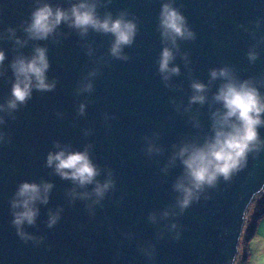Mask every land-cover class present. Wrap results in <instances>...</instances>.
I'll return each mask as SVG.
<instances>
[{
    "label": "water",
    "instance_id": "95a60500",
    "mask_svg": "<svg viewBox=\"0 0 264 264\" xmlns=\"http://www.w3.org/2000/svg\"><path fill=\"white\" fill-rule=\"evenodd\" d=\"M41 2L67 8L75 0ZM165 2L182 13L195 34L194 40L177 41L173 63L180 75L171 78L170 87L158 71L162 48L171 47L158 27ZM36 5L37 0H0V50L6 55L0 104L10 96V60L17 52L30 55L34 45L47 48V77L56 81L52 91L34 90L14 118L0 113L5 118L0 124V264H234L246 212L264 189V148L248 154L230 180L206 187L182 214L173 184L183 167L179 160L168 162L173 145L200 144L212 135L210 114L221 107L211 104L217 80L207 93L209 102L189 108L193 79L207 84L210 69L228 66L240 79L253 78L264 94V0H100L101 16L123 11L137 24L132 46L123 49L127 60L109 55L110 34L90 31L81 38L63 24L54 37L15 48L6 29L23 39L22 24ZM252 48L258 53L254 63L247 59ZM93 70V90L78 94ZM259 135L264 140V127ZM54 142L72 151L90 145V159L101 170L97 179L103 182L111 173L114 187L99 204L89 209L91 200L69 202L72 183L45 166L47 154L57 150ZM149 144L161 151L149 154ZM24 181L54 185L48 204L38 205L36 225L25 228L42 237L39 242L21 241L11 224L10 200ZM57 208L60 219L48 228V212ZM149 214H155V222Z\"/></svg>",
    "mask_w": 264,
    "mask_h": 264
},
{
    "label": "clouds",
    "instance_id": "9594fccd",
    "mask_svg": "<svg viewBox=\"0 0 264 264\" xmlns=\"http://www.w3.org/2000/svg\"><path fill=\"white\" fill-rule=\"evenodd\" d=\"M99 3L100 0H75L69 7L64 8L37 0L29 20L22 24L24 38L17 37L15 29L8 28L7 39L13 42L15 48H23L29 41H46L54 37L63 24L76 31L81 38L86 37L90 31L110 34L113 40L109 55L115 59L127 60L128 56L124 54L123 49L132 46L137 24L133 19H128V13L123 11L115 17L107 11L101 16L98 12ZM158 27L162 41L171 45L162 48L158 60L161 79L165 87H170L171 78L180 75V68L173 63L176 54L179 53L177 41L194 40L195 34L189 28L186 18L171 2L161 5ZM257 58L258 53L255 49H249L248 61L254 63ZM5 59V52L0 50V69L3 68ZM182 59L187 64L186 53L182 55ZM49 66L46 47L34 45L30 55L17 52L8 64V69L12 73L10 96L0 104V113L12 117L20 106L31 99L34 90L52 91L56 81L55 79L49 81L47 77ZM0 75H3L2 71ZM96 75L95 70L88 73V77L78 88V94L93 90L91 77ZM217 80L221 83L211 96V104H219L221 107L210 114L212 135L206 136L200 144L173 145L175 150L168 162L172 165L179 160L183 167V174L173 184V190L178 193L176 207L179 214L194 201H198L206 187H214L220 178L230 180L235 172L245 166L248 154L258 153L264 148V140L259 135V129L264 127V94H261L253 78L240 79L228 66L212 68L209 70L207 84L196 79L190 82L192 94L188 97V107L208 103L207 93L212 83ZM84 110L85 105L80 104L78 114L83 115ZM187 110L188 108L185 109ZM4 115H0V124L5 123ZM2 139L3 133H0V140ZM53 146L57 150L47 154L45 166L51 168L60 179L72 183L73 187L66 193L69 202L76 199L91 200L92 204H86L89 209L92 205L99 204L106 193L114 187V182L110 172L103 182L97 179L101 170L90 159L91 146L86 145L82 151L69 150V146H61L58 142H54ZM160 151V148L149 144V154ZM88 186H92L91 191L87 190ZM53 187L52 183L46 181L40 183L24 181L17 186L10 200L11 224L21 241L39 242L43 239L29 234L25 228L36 225L39 216L38 205L48 204ZM61 211V208L49 210L46 221L48 228L56 225ZM168 214L167 211L163 213L165 217ZM149 220L155 222V214H149ZM176 227V224L171 225L172 229ZM175 238L179 239V233ZM145 252L150 255L146 250Z\"/></svg>",
    "mask_w": 264,
    "mask_h": 264
},
{
    "label": "rangeland",
    "instance_id": "374dc122",
    "mask_svg": "<svg viewBox=\"0 0 264 264\" xmlns=\"http://www.w3.org/2000/svg\"><path fill=\"white\" fill-rule=\"evenodd\" d=\"M260 209L262 211L264 210V189L260 194H258L253 199L245 215L246 219H245V223H244L242 234H241L242 240L245 238V236L248 233L247 232L248 228H250L249 225H251L252 222L254 223V227H253L254 236L247 243V262L246 264H254V261H255L254 258L258 260L257 258L261 257V254H262L261 251L264 249V241L262 239L264 238V213L259 215L258 213L261 211ZM252 256H254V258L249 260ZM263 259H264V255H263Z\"/></svg>",
    "mask_w": 264,
    "mask_h": 264
},
{
    "label": "trees",
    "instance_id": "16d2710c",
    "mask_svg": "<svg viewBox=\"0 0 264 264\" xmlns=\"http://www.w3.org/2000/svg\"><path fill=\"white\" fill-rule=\"evenodd\" d=\"M262 213H264V210L263 211L261 210L258 214L260 215ZM249 226H250V228H248V231H247L248 233L245 236V238L243 240L240 239V243H239V253H238L237 257L235 258L234 264H246V262H247V243L254 236V233H253L254 232L253 231L254 223L252 222L251 225H249Z\"/></svg>",
    "mask_w": 264,
    "mask_h": 264
},
{
    "label": "crops",
    "instance_id": "0c3cea01",
    "mask_svg": "<svg viewBox=\"0 0 264 264\" xmlns=\"http://www.w3.org/2000/svg\"><path fill=\"white\" fill-rule=\"evenodd\" d=\"M255 238V237H254ZM253 238V239H254ZM261 239V238H260ZM263 239V241H264V238H262ZM262 243V242H261ZM262 252V254H261V257H259V258H257L258 260H256L255 258H254V256H252L249 260H251V259H253L254 258V264H264V259H263V255H264V249L261 251ZM248 260V261H249Z\"/></svg>",
    "mask_w": 264,
    "mask_h": 264
}]
</instances>
